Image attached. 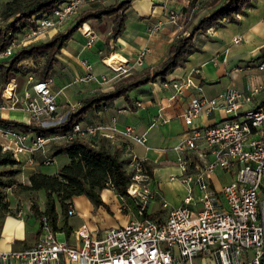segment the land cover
Here are the masks:
<instances>
[{
    "label": "built area",
    "instance_id": "1",
    "mask_svg": "<svg viewBox=\"0 0 264 264\" xmlns=\"http://www.w3.org/2000/svg\"><path fill=\"white\" fill-rule=\"evenodd\" d=\"M99 1L63 0L50 12L34 15L11 39L0 58L7 60L20 49L41 42L50 30H61L74 22L80 12ZM168 2L170 0L163 3L165 18L146 27L148 36L161 31L167 23L180 29L183 27L179 11L187 8L188 1L183 0L180 7H171ZM80 33L85 39L84 47L97 41L90 26L80 29ZM239 41L240 37L232 39L233 43ZM148 52V48L140 49L131 64L125 58L117 65L110 64L106 56L102 64L112 73V78L96 75L92 64L83 59L80 62L82 73L74 77L72 84L109 85L114 79L141 67ZM258 69H264V64ZM198 72L195 69L183 78L164 79L160 83L163 88L172 89L175 97L195 87L192 73ZM26 84L18 97L14 80L7 83L1 96L0 112L12 110L21 103L30 122L42 126L62 122L65 115L54 119L58 102L51 87L52 79L39 82L28 74ZM262 88L251 86L243 92L229 87L212 98L199 94L180 112L179 116L186 123H191L201 110L207 113L220 110L225 118L211 126L187 129L173 148L179 153L176 161L182 174L172 176L170 180H176L184 187L185 196L178 207H169L161 201L162 208L169 209L164 220L147 216L148 206L158 194L152 188V176L144 166L146 159L130 154V184L124 199L134 207L133 218L95 235L81 225L72 232L74 243H69L57 239V229H53L46 216H41L35 244L28 248L0 250V264H194V259L207 257H212L215 264H264V105L249 108ZM135 106L140 107V103L136 102ZM115 121L112 117L109 124L77 123L64 135H31L0 129L6 139L0 147L19 163L21 156L28 153L32 162L31 156L37 152L45 153L52 143L74 138L92 143L98 137L106 136V131H116ZM154 125L155 121L150 127ZM121 134L127 141L141 145L146 142V133L138 135L131 126H126ZM53 164L54 159L44 158V166ZM218 171L228 180L215 188L212 176ZM74 213L70 204L66 214Z\"/></svg>",
    "mask_w": 264,
    "mask_h": 264
},
{
    "label": "crops",
    "instance_id": "2",
    "mask_svg": "<svg viewBox=\"0 0 264 264\" xmlns=\"http://www.w3.org/2000/svg\"><path fill=\"white\" fill-rule=\"evenodd\" d=\"M163 3L164 0H135L132 2L130 8L127 10L125 29L121 36L111 43L112 50L108 54H112L110 57H106V61L110 64L117 65L119 61H123V58H125V60L131 64L140 49L148 48L149 52L145 56L141 67L132 69L129 73L122 75L119 78L112 79L113 82L109 85L90 83L98 86V92L107 91V89L111 90L113 85H115L120 79L130 74L140 73L146 70L151 72L153 68L158 66L165 58L168 45L180 31V28L174 24L167 23L161 31L156 32L151 36H148L145 31L146 27L150 24L165 18L166 7H164L165 5ZM252 3L253 6L249 8L246 14L244 16H239L238 23H225L223 27L210 28L205 33L196 34L193 41L197 50L188 57L183 66L178 67L165 78V80L183 78L196 69L199 72L192 73L195 87L186 89L180 95L174 97L172 89H165L161 86L160 82L164 79H157L156 81H151L129 93L133 108H130V105L127 104L123 98H118L104 108L90 112L86 120L83 122V124H109L110 119L115 117L116 121L114 125L116 131H106V136H103L102 138L111 145L117 144L118 146H122L123 158L129 159L130 154H135L152 164L151 186L158 195L156 196V199L150 203L147 209V216H150L151 219L162 221L166 218L169 209L160 208L162 200L168 203L169 207H178L185 196L184 187L178 181L170 180V177H179L182 174L176 161L179 153L173 148L179 143L183 133L189 128H203L214 125L225 118V114L220 110H214L209 113L201 110L197 116L193 118L191 123H186L179 114L189 105L190 101L199 94L208 98L215 97L229 87L247 92L251 86H261L263 88L254 96L251 104H249V108L254 109L258 107L263 98L264 69H258V64L260 62L252 61V59L259 54L260 49L264 46V0H253ZM168 5L171 7H180L183 4L181 0H170ZM95 24L99 23L93 22V28L90 26L93 30L96 27ZM108 32L105 35L99 34L97 41L90 47H84L85 39L81 33L78 37H75L77 34H74L72 37L74 42L72 44H75L74 47L76 49L74 48L73 52H66V54L64 53L65 50H62L63 52L59 59L61 62L63 61V66H65V64L70 66L73 63V57H75L73 55L77 52L78 56H80L86 51L89 59H95V52L99 51V53H101V50L104 49L103 39ZM100 35H102L103 38H101ZM235 37H240L241 41L233 43L232 39ZM85 56L87 55L85 54ZM83 59L79 58V62ZM2 60L4 59L0 58V62ZM90 63L92 64L93 71L96 75H109V77L112 78V73L103 64L96 65L95 61H90ZM68 85H71V83H63L60 89L57 91L53 90L57 94V102L60 96H66L65 98H68L66 92ZM5 86L2 87L0 85V103H3L1 96ZM95 93H97V91ZM92 94L86 93L81 96V99ZM17 96L20 97L19 95ZM81 99L74 103V105L71 104L74 102L73 100L65 99V101L67 102V105L76 107ZM136 102L140 103V107L135 106ZM0 117L19 122H30L29 115L23 110L21 103H18L12 110L1 111ZM153 121H155V125L150 127ZM126 126H131L134 132L138 135L146 133L145 144L141 145L136 142L127 141L121 134V131H123ZM4 143H6V139L2 136L0 130V146ZM55 144L56 143H52L48 145L46 151L51 149ZM42 155L45 157L44 153ZM35 156L36 153L31 156L32 162L29 161L28 153H24L20 158L21 172L19 173V181L23 184H28V176L35 170L38 169L42 172L44 171V166L38 165L39 160L36 159ZM67 161L68 159L64 163ZM54 164L56 165L55 158ZM169 169L174 171L166 173L163 180L162 176L164 171ZM44 173L53 174L55 172L47 171ZM221 179H224V181L222 182ZM227 180L228 177L218 171L212 176V185L215 188H220V186ZM162 189H181L182 191L181 194L178 195V198L174 199L172 201L173 203H170L164 198ZM115 196L118 200L116 204L117 212L119 213V216H123L122 218L128 222L133 216L121 214L118 207L122 204V201H126L125 203H130V201L117 194H115ZM79 197L82 199L85 198L83 195L74 197L72 199V205L75 209V213L71 216L66 215L65 217L67 228H69V234L61 228L62 219H59L58 221L57 231L63 232L65 238H59L57 232L56 236L59 240H67L69 243H74L72 232L81 225H85L84 223L79 225V221L72 220L77 211L75 200ZM101 200L107 206V209L102 207L103 210L113 214L111 206L102 197ZM90 207L91 210L93 209L92 213H94L96 208L91 205ZM57 212L60 213L59 208H57ZM7 218L8 216L5 217V221L2 225L4 235L2 241L5 240V242L10 241L12 238V236H9L7 239L4 232ZM21 222L24 227V222ZM117 225L122 224L117 222L115 225L105 226L101 229L97 227V230L95 229L94 232L90 233L93 235L99 234L101 231ZM14 237L20 238L22 236L14 235ZM35 242L36 239H34L33 244H26L31 247ZM22 248H24L23 245L20 249Z\"/></svg>",
    "mask_w": 264,
    "mask_h": 264
},
{
    "label": "trees",
    "instance_id": "3",
    "mask_svg": "<svg viewBox=\"0 0 264 264\" xmlns=\"http://www.w3.org/2000/svg\"><path fill=\"white\" fill-rule=\"evenodd\" d=\"M63 0H11L5 3L0 12V54L10 43L16 33L28 25L30 19L39 13L50 12ZM135 0H118L111 5L92 3L77 16L74 24L64 31H58L48 40L31 44L17 51L12 57L0 62V85L9 83L12 75L31 74L39 82L51 79V73L59 64L60 54L73 35L89 21H102L103 18H112L108 34L104 37V49L108 54L111 43L121 36L125 29L127 10ZM253 0H189L190 10L198 3L200 10L208 11L200 16L192 14L189 20L169 43L165 58L154 67L140 73L130 74L120 79L109 91H100L83 97L73 109H68L62 122L42 126L33 122H19L0 117V129H13L22 133L49 136L64 135L73 125L83 123L90 112L99 110L113 103L118 98L133 108L129 93L141 86L157 79H165L175 69L184 65L188 57L197 48L194 45L196 34L205 33L210 28L223 27L225 23H238L239 16H244L253 6ZM252 61L264 64V46ZM264 105L263 98L259 106ZM50 156L54 159L57 155H66L68 161L55 173L48 174L35 170L28 176V184L18 181L21 172L20 163L10 152H3L0 147V213L5 217L8 204L4 201L6 191L36 192L43 191V209H40L35 200L28 201L31 216L40 224L41 216H46L53 229L61 228L69 234L66 223L68 206L76 196H86L95 206L107 209L101 200L100 193L105 188L113 189L122 198L127 197L126 189L130 184L129 159L123 158V148L117 144H109L104 138L98 137L92 143L74 138L71 141L53 145ZM38 161L39 166H44V158ZM149 174L152 173V164L144 162ZM59 208L60 213L57 212ZM12 217V216H8ZM150 217V216H149ZM151 218V217H150ZM60 228V229H61ZM38 231L35 234V238ZM24 248L29 246L26 240L21 241Z\"/></svg>",
    "mask_w": 264,
    "mask_h": 264
},
{
    "label": "rangeland",
    "instance_id": "4",
    "mask_svg": "<svg viewBox=\"0 0 264 264\" xmlns=\"http://www.w3.org/2000/svg\"><path fill=\"white\" fill-rule=\"evenodd\" d=\"M8 1H11V0H0V12L3 9L5 3ZM117 1L118 0H100L98 4L111 5ZM187 1H188L187 8L185 10L179 11L180 21L184 22V24L187 20L190 19L192 14L197 13V15L200 16L208 11L207 9L200 10L198 8V5H199L198 3L195 4V6L193 7V11H192L190 10L189 0ZM199 1H202V0H199ZM111 21H112V18H107V17L103 18L102 21L100 22L99 21H89L87 23H84L81 29L86 26L92 27L93 22H98L99 24H95L96 29L94 28V30L96 32V36L99 37V34L105 35L108 32L110 25H111ZM0 22H1V18H0ZM72 24L74 23L73 22L69 23L68 25H66L64 28H62L59 31H64L68 26ZM55 33L56 31L50 30L48 36H46L47 38H43L40 41L43 42V41L48 40ZM75 34H77L75 37H78L80 35V29ZM100 37L103 38L102 35H100ZM73 42L74 41L71 39L65 45V47L63 48V51L65 50L64 51L65 54L66 52L68 53L73 52L75 48L74 47L75 44H72ZM77 53L73 55L75 57H73L74 58L73 63L70 66L68 64H65V66H63L64 65L63 61L61 62V60L59 59V64L55 67L54 71L51 73V79H52L51 87L54 91H57L58 89H60L63 83L64 84L71 83V85H68L67 90H66L68 94V98H65L66 96L59 97L58 111L54 119L63 117L65 113L67 112V110L71 109V107L67 105V102L65 101V99L73 100L74 102L71 104L74 105V103L78 102L79 99H81L82 95L86 93L92 94V93H95L96 91L97 92L99 91L97 88L98 86H96L95 84L85 83V84L75 85V84H72V81L74 77L80 75L81 73L82 66H81V63L79 62L80 61L79 58L80 59L86 58L89 62L95 61L96 65H100L102 64V60L109 54H107L105 50L102 49L101 53H99V51L95 52L96 54L95 59H89L86 51H84V53H82L80 56H78ZM85 54L87 56H85ZM60 56H58V58ZM11 77L12 78L10 79L9 82L14 80L17 86L16 88L17 95L21 96L23 93V90L27 87L26 75L16 74V75H12ZM107 91L109 90L107 89ZM51 150L52 148L47 151L45 150L44 155L50 156ZM35 158L41 161V159L43 158V155L41 154V152H37ZM55 159H56V165L53 164L50 166H44L43 172H47V171L56 172L61 166L65 164L64 162L67 160V157L66 155L60 154V155L55 156ZM170 171H174V170L169 169V170L164 171L163 176H162L163 180L166 176V173H169ZM17 179L19 181V175L17 176ZM221 181L223 182L224 179H221ZM166 186H169V185H166ZM162 191H163L162 193H163L164 198L168 200V202L173 203L172 201L178 198V195L181 194L182 190L181 189H162ZM115 194L116 192L113 189L105 188L101 191V197L111 206L113 214L105 212L102 207L95 206L92 203V201L88 199L86 196H84L85 197L84 199H82L81 197L76 198L75 205H76L77 211H76V215L74 216V218H72V220L79 221V225L84 223L87 229L89 230V232H94V230L97 227L101 229L102 227H105V226L115 225L117 224V222L121 224L125 223L126 220L122 218L123 216H119V213L117 212L116 204L118 200ZM30 199L35 200L38 206L40 207V209H43V203H44L45 198H44V193L41 190L36 191V192H24V191L12 192L11 190L6 191V198L4 199V201L8 204V206H7V211L5 212V217L12 216L13 218L17 220L19 219L23 221L24 227L22 230V237L17 238V237H14V235H12L11 240L5 242V244L2 246L1 243L4 238L3 231H2V225L5 221L4 220L5 217L2 219V215L4 214H2L1 212L0 213V249H20L23 245L21 241H23L24 239L26 240V243L29 245L34 243L35 234L38 231L39 224H38V221H36L30 214L29 206H28V201ZM85 199L91 204H89ZM125 202L122 201V204L118 207V209L120 210V213L124 215L128 214L129 216L130 215L133 216L134 214L133 205L131 203H125ZM90 205L96 208L94 213H92L93 209L91 210ZM160 208H162L161 204H160ZM58 235H59V238L65 239L63 232H58ZM193 263L194 264H215L214 259L212 257H207L203 259H200V258L194 259Z\"/></svg>",
    "mask_w": 264,
    "mask_h": 264
},
{
    "label": "bare ground",
    "instance_id": "5",
    "mask_svg": "<svg viewBox=\"0 0 264 264\" xmlns=\"http://www.w3.org/2000/svg\"><path fill=\"white\" fill-rule=\"evenodd\" d=\"M6 96L9 95L7 92L5 94ZM22 230H23V223L20 220H17L13 217H8L5 224L4 232L6 234V237L12 236V235H19L22 236ZM4 241H2V245H4Z\"/></svg>",
    "mask_w": 264,
    "mask_h": 264
}]
</instances>
